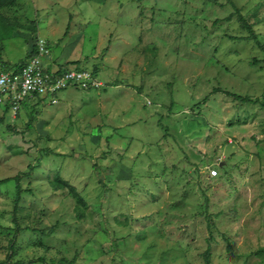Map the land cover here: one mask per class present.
I'll use <instances>...</instances> for the list:
<instances>
[{
  "label": "rangeland",
  "instance_id": "1",
  "mask_svg": "<svg viewBox=\"0 0 264 264\" xmlns=\"http://www.w3.org/2000/svg\"><path fill=\"white\" fill-rule=\"evenodd\" d=\"M0 15V71L38 37L103 84L0 108V264H264V0Z\"/></svg>",
  "mask_w": 264,
  "mask_h": 264
},
{
  "label": "built area",
  "instance_id": "2",
  "mask_svg": "<svg viewBox=\"0 0 264 264\" xmlns=\"http://www.w3.org/2000/svg\"><path fill=\"white\" fill-rule=\"evenodd\" d=\"M35 40V54L25 57V62L18 68L0 73V108L4 111L11 110L12 119L20 105L27 100H44L53 105L58 102V95L68 89L100 87L90 71L62 65L48 68L44 59L48 52L45 42L38 37ZM217 176V170H209V178Z\"/></svg>",
  "mask_w": 264,
  "mask_h": 264
},
{
  "label": "trees",
  "instance_id": "3",
  "mask_svg": "<svg viewBox=\"0 0 264 264\" xmlns=\"http://www.w3.org/2000/svg\"><path fill=\"white\" fill-rule=\"evenodd\" d=\"M14 4H15V0H0V9H2V8H4V7H12V6H14ZM9 21L6 19V18H4L3 16H1L0 15V26H1V24H3L4 26H5V24H7ZM14 27H16V28H18V29H21V30H24L25 29V27L23 26V25H20V24H15L14 25ZM246 27V26H245ZM7 28V27H6ZM247 28V27H246ZM248 30H249V32H250V37H252L253 39H255V35H254V33L252 32V30L248 27L247 28ZM34 30V29H33ZM5 36V34L4 35H2V38ZM35 39V38H34ZM45 42V41H44ZM45 46H46V48H47V45H46V42H45ZM36 53V47H35V45H34V42H33V45L30 47V52L26 55V57L27 56H30V55H32V54H35ZM25 58L23 59V60H21V62L20 63H18V64H16V66H8V67H5V66H7L6 64H4V63H2L3 65V68H2V70L0 71V73L1 72H5L6 70H9V69H11V68H18L23 62H25ZM75 68V67H74ZM77 69V68H76ZM92 73V75L95 77L97 74H96V72H94V71H92L91 72ZM90 89H92V88H90ZM90 89H87V90H90ZM226 95H228V96H231V94H229L228 92H224ZM232 97H234V96H232ZM236 98L239 100H242V101H245V100H249V99H247L246 97H238V96H236ZM235 98V99H236ZM206 99H204L203 101H205ZM219 177V175L217 176V177H215V178H212L213 180H215V179H217ZM2 182V181H1ZM204 260H205V264H209V252L206 250L205 252H204Z\"/></svg>",
  "mask_w": 264,
  "mask_h": 264
},
{
  "label": "bare ground",
  "instance_id": "4",
  "mask_svg": "<svg viewBox=\"0 0 264 264\" xmlns=\"http://www.w3.org/2000/svg\"><path fill=\"white\" fill-rule=\"evenodd\" d=\"M96 74H97V73H96ZM95 79H96V81L99 83L100 86L103 85L99 80H97V77H96V76H95Z\"/></svg>",
  "mask_w": 264,
  "mask_h": 264
}]
</instances>
